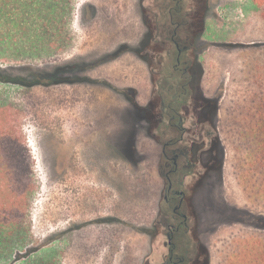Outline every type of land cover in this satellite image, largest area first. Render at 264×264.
Returning a JSON list of instances; mask_svg holds the SVG:
<instances>
[{
	"label": "rangeland",
	"instance_id": "rangeland-1",
	"mask_svg": "<svg viewBox=\"0 0 264 264\" xmlns=\"http://www.w3.org/2000/svg\"><path fill=\"white\" fill-rule=\"evenodd\" d=\"M14 4L19 20L22 9ZM202 4L187 0L185 9L208 15L196 52L211 48L199 61L219 80L210 81L209 92L201 81L197 93L208 97L212 113L204 124L203 102L191 101L186 140L168 149L182 154L172 177L175 188L186 192L181 212L188 214L191 240L183 229L173 241L185 264H219L218 248L238 233L244 234L237 236L244 238L238 248L244 251L246 238L260 232L251 216L264 215V183L258 172L236 178L223 131L225 124H237L242 108L256 105L264 16L253 0H209L207 11ZM158 5L76 0L68 24L71 45L51 52L43 41H21L18 23L1 17L0 0L1 71L16 78L79 62L87 65L81 75L100 80L33 86L0 81V264H173L167 224L176 222L165 200L172 161L164 142L180 133L160 121L158 83L177 50L167 43L175 24ZM157 26L158 44L150 42ZM125 43L129 50L114 56ZM32 45L38 51L22 54ZM125 88L136 90L144 119L121 92Z\"/></svg>",
	"mask_w": 264,
	"mask_h": 264
},
{
	"label": "trees",
	"instance_id": "trees-1",
	"mask_svg": "<svg viewBox=\"0 0 264 264\" xmlns=\"http://www.w3.org/2000/svg\"><path fill=\"white\" fill-rule=\"evenodd\" d=\"M14 1L4 0L2 18L6 23H18V36H21V41L29 44L44 42L49 44L51 52L70 47L72 36L69 22L72 21L74 12V3L76 0H16L21 6L20 19L17 20L14 16L13 8ZM253 2L261 9L264 16V0H253ZM175 15L174 20H178ZM186 26L182 31L184 34H190L189 27L191 20L186 21ZM12 28H9L8 35L11 40L14 39ZM11 31V32H10ZM22 32V33H21ZM22 34V35H21ZM29 46V45H27ZM33 46V45H32ZM24 55H29L31 52L38 51L36 47L24 48ZM126 45L120 46L114 56L126 51ZM34 54V53H33ZM176 60L172 65H167L162 68L161 78L158 83L159 95L163 96L162 109H166L172 115L176 110L179 111L180 104H188L195 90L201 86V77L203 75L202 63L196 59L193 67L187 73H184L176 66ZM260 66V64H258ZM82 66V67H81ZM87 65L79 62H71L67 65L57 66L52 70L42 69L35 70L30 76H18L13 78L0 70V81H14L24 85H55L61 83H77V82H99L89 76L81 75L83 67ZM264 69V66H261ZM195 73V76H194ZM263 78L258 81L257 90L254 91V107L241 110L242 117L237 120V124H225L223 126L224 138L227 141V146L232 151L231 164L234 169L233 174L238 180H246L254 176V172L260 175L261 183H264V73H261ZM103 82V81H102ZM106 83V82H104ZM111 85V84H110ZM113 89H118L111 85ZM129 101L132 109L142 113L145 116L146 107L140 106L137 101L136 90L133 88H125L121 91ZM178 95V98H176ZM181 101V103H180ZM154 112V108L150 109L148 116ZM176 113V112H175ZM169 117V115L167 114ZM161 122L166 119L161 114ZM141 119H144L141 118ZM150 121V120H148ZM160 123V122H159ZM172 130L182 132L181 128H176L172 124L169 125ZM168 142V141H167ZM164 142V150L168 151L170 145L166 147ZM254 155L251 156V151ZM249 151V152H248ZM175 175V174H174ZM169 206V204H168ZM171 218L174 217V212L169 208ZM250 215V214H248ZM255 220L252 225L258 231H254L257 235L252 238H246V248L244 251L238 248L241 247L244 238H237L244 234L238 233L229 237L223 247L218 248L220 254L219 264H264V215L251 216ZM180 233H177V237ZM186 240H191L189 230L184 231ZM252 235L254 233L252 232ZM227 238V237H226Z\"/></svg>",
	"mask_w": 264,
	"mask_h": 264
},
{
	"label": "flooded vegetation",
	"instance_id": "flooded-vegetation-1",
	"mask_svg": "<svg viewBox=\"0 0 264 264\" xmlns=\"http://www.w3.org/2000/svg\"><path fill=\"white\" fill-rule=\"evenodd\" d=\"M144 1H146V0H142L143 4H144ZM157 1L159 2V5L157 7L158 10L160 9L161 12L163 13L162 10H164V8H166V10L170 14L172 24H175L173 33L168 34L169 38L167 40V43L170 41V43H172L177 50L176 66L179 67L181 70H183L184 73H187L193 67L195 60L196 59L199 60V56L203 52L204 46H203L202 50H200L198 55H197V52H196L197 41H198L200 33H202V31L200 30L201 25L203 26L208 15H207V13H204L203 17L201 18L198 13L190 12L191 11L190 8L185 9V6H186L185 2H187V0H171L172 2H174V4H170V5L167 3L164 4V0H157ZM208 1L209 0H201V2H203L201 7L205 8L206 11L209 9ZM145 7H146V11H147V6H145ZM162 13H159V15H161ZM144 14H146V13L144 12ZM175 15H177V17L180 18V20L178 18H177L178 20H174ZM156 16L157 15H155V17ZM188 19H190L192 22L191 29L193 30V26L194 27L196 26L195 27L196 30H193V33H192L191 29H190V32H191L190 34H184V31H182V30L186 26V24H187L186 21ZM193 19L197 20V22L193 23ZM190 25H191V23H190ZM190 25H189V27H190ZM158 28L159 27L157 26L156 32H151L152 34H151L150 42H156L157 44L160 43L158 40L161 39V32L159 31ZM179 29L181 30V33H179V31H180ZM180 34H181V36H180ZM180 38H182L183 42L180 41ZM170 43H168V44H170ZM126 46L128 47L127 44H126ZM162 46L164 48L166 47L163 44H162ZM127 50H129V49H126V51ZM161 51H162V49H161ZM161 63H163L162 59L158 61V64H161ZM202 66H203V63H202ZM204 74H205V69L203 66V75L201 77L202 79H203ZM194 76H195V73H194ZM202 79H201V81H202ZM200 88H201V86H200ZM198 90H195L192 97L189 99L188 104L182 105V103L180 101L181 104L179 107V111L176 110L175 111L176 113L173 112L172 115H170L171 113L169 111H167L165 108L162 109V107H161L160 113L162 114V116L165 117L168 124H172L176 128L182 129V132L180 133V137H178L177 139L169 140L166 143V147H169L170 145H173V144H176V143L181 142L183 140H186V134L190 131V127L188 125V117L189 116L187 115V112L189 111L188 109H190L189 104L191 103V101H197L198 100V102L199 101L203 102L202 108H203V112L205 114V118L203 120V123L204 124L207 123L206 117H208L212 113V108L210 107L211 102H209V100L207 99L208 97L205 94L197 93ZM199 92H200V90H199ZM176 98H178V95H176ZM160 102H161V105L164 103L162 95L160 96ZM167 114L169 115V117L167 116ZM184 153L188 157L191 155L188 145H186V151H184ZM164 155L166 158L171 159V161H172V168L167 173V179H168L169 183H168V187H167V193L165 195V200L170 206H173L172 210H173L175 216L172 217L171 219L175 220V222H176V223L168 222V224H167V227H168V252H169L168 259L170 262H173V264H185L186 263V257L182 256L178 253L177 244L173 241L176 233H180L183 229L186 230V227L188 226V219H189L187 213L181 212V210L184 206L186 197H187L186 192L184 190H179V189L175 188V181L172 177L174 174L178 173V171H179L178 159L180 158V156L182 154H181L180 150L176 148V149H173L172 152H168V151L164 150ZM176 198H179L178 204L174 203ZM165 218H167V217L165 216Z\"/></svg>",
	"mask_w": 264,
	"mask_h": 264
},
{
	"label": "crops",
	"instance_id": "crops-1",
	"mask_svg": "<svg viewBox=\"0 0 264 264\" xmlns=\"http://www.w3.org/2000/svg\"><path fill=\"white\" fill-rule=\"evenodd\" d=\"M203 40H204V39H203ZM205 41H206V40H205ZM126 44H127V43H125V44H121L120 46H122V45H126ZM120 46H119V47H120ZM119 47H118V48H119ZM118 48H117V49H118ZM117 49H116V50H117ZM209 49H211V48H209V47H207V46L204 47L202 54H206V53H208V51H210ZM116 50H115V51H116ZM202 54H201V55H202ZM205 70H206V71H205V74H204V76H203L202 82H203V84L205 83V84H204V85H205V89H206L207 92H209L210 88L208 87V85L210 84V81H211V80L214 81V79H215V81H216V80L218 81L219 78H218V77L215 78V74H214V73H213V76H212V74H208L209 71H208L207 65H205ZM210 87H211V85H210Z\"/></svg>",
	"mask_w": 264,
	"mask_h": 264
}]
</instances>
